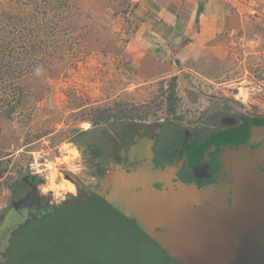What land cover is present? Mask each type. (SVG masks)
Here are the masks:
<instances>
[{"label": "rangeland", "instance_id": "obj_1", "mask_svg": "<svg viewBox=\"0 0 264 264\" xmlns=\"http://www.w3.org/2000/svg\"><path fill=\"white\" fill-rule=\"evenodd\" d=\"M80 1L82 12L74 19L75 29L64 32L57 30L55 15L64 8L54 7L57 4L53 0H0V33L11 36L9 40L0 37V56L11 50L23 53L26 46H31L33 29H38L35 42L39 39L53 56L39 74L27 80L0 77V82L21 84L25 90L24 101L13 116L0 114V260L24 217H38L39 212L56 205L68 210L80 186L101 196L110 194L119 169L129 170L117 159L119 152L112 138L120 137L128 126L160 127L169 122L191 127L202 124L212 112H223L229 119L249 116L264 121V0H220L227 18L225 29L207 47L222 45L218 51L222 55L184 65L170 54L136 61L129 53L128 44L139 23L147 15L153 17L147 9L144 14L137 12L143 8V0ZM159 1L178 15V30L191 22L192 34L200 26L196 24L199 5L210 0ZM185 36L183 44L187 39L192 41L187 38L189 33ZM161 49L162 45L156 52ZM175 76L180 78L175 113H169L170 86ZM10 87L0 85L2 104L14 98L7 91ZM118 104L123 108L138 106L141 116L148 117L94 125L96 109L112 108L116 113ZM1 108L6 111L3 105ZM177 135L170 128L164 143L170 138V144L175 143ZM162 148L163 143L156 150ZM96 155L101 156L97 160L102 167L96 165ZM31 165L39 168L38 174L32 173ZM32 175L41 184L43 209H22L15 215L18 210L12 206L13 191ZM103 204L75 206L61 220L22 228L12 264H175L134 220H125ZM10 211L18 225L4 229ZM45 229L51 232L48 249L54 245L58 248L57 254L42 260L34 255L41 246L26 242L33 236H46Z\"/></svg>", "mask_w": 264, "mask_h": 264}, {"label": "flooded vegetation", "instance_id": "obj_2", "mask_svg": "<svg viewBox=\"0 0 264 264\" xmlns=\"http://www.w3.org/2000/svg\"><path fill=\"white\" fill-rule=\"evenodd\" d=\"M181 127L169 122L160 127L155 124L128 126L120 137L112 138L119 152L117 159L125 167L135 168L150 161L155 171H162L155 176L157 189L170 190L169 184L177 188L181 184L198 187L187 202L192 210L189 207L185 210V207L178 208L176 213H167L166 224L157 227L155 234L163 235L164 240L170 223L176 221L184 236L192 231L198 238V245L208 246L203 250L206 255L200 253L199 258L185 254L186 260L193 264H264V176L250 179V171L257 164L247 160L248 156L264 151V121L249 116L229 119L223 112H212L202 124ZM170 128L178 133L176 142L170 144V138L164 143ZM148 143L153 155L147 158ZM161 143L163 148L157 151ZM133 147L140 148L132 155L134 160L130 156ZM259 168L264 174V160L259 162ZM40 186L35 175L22 180L13 191L12 206L18 210L15 215L21 214L22 209L24 212L43 209ZM240 199L241 211L237 208ZM153 202L155 205L154 199ZM162 251L173 263L186 264L184 258L175 260L167 251Z\"/></svg>", "mask_w": 264, "mask_h": 264}, {"label": "trees", "instance_id": "obj_3", "mask_svg": "<svg viewBox=\"0 0 264 264\" xmlns=\"http://www.w3.org/2000/svg\"><path fill=\"white\" fill-rule=\"evenodd\" d=\"M37 1V0H35ZM54 4H57L54 7H62L64 8L63 11L56 13V21H57V30H63L64 32L73 31L75 27L73 26L74 20L78 15H81L82 9L79 8V4H81L83 1L80 0H53ZM84 5V3H83ZM72 11H75L72 12ZM205 11V5L200 4L199 8L197 10V18H196V24H200L201 15ZM79 14H78V13ZM63 21L65 23H63ZM69 22V25L67 24ZM62 25H65V27H62ZM169 30V28H167ZM31 37H30V43L31 46H26L24 48L23 53L15 52L11 50L9 54L0 56V77L5 78L7 77L8 80L13 81L22 79H29L30 77H34L35 74H39L42 69V65H46V61L51 62V59H53V56H51L52 52H49L50 50L43 49L42 44H40L39 39L36 40L35 38L38 37V29H33L30 31ZM10 34L5 35V33H0V37H4L5 39H10ZM16 36H19L18 34ZM17 42V41H16ZM9 43V41L7 42ZM190 43V40H186L183 45H187ZM18 46V45H17ZM57 48V47H56ZM175 50L174 52H176ZM42 55L43 58H39V56ZM25 56V57H24ZM4 74V75H3ZM178 77L175 76L172 80V84L170 86L171 89V95L169 96L171 100V108L169 113H175V102H176V95H177V82ZM4 84H11V87L9 90L11 93V96L14 97L13 100L6 104H2L4 100L0 99V114L2 112H5L10 116H13L14 113L20 108V105L23 103L25 98V90L22 88L23 86L21 84H12L14 82H0V85ZM16 83V82H15ZM12 102L15 103V105H12ZM1 105L5 107L6 111L1 110ZM128 106L127 108H123L122 104H118L117 112L114 113L112 108H105V109H96V112H98L97 118L94 120L95 126H104L111 124V121L113 119L117 121H128V120H137V119H146L148 116H141V109L138 108V106L132 107ZM7 115V117H8ZM83 135H86V132H83ZM79 142V139H77ZM90 146V145H89ZM91 147V146H90ZM95 153H97L96 150H94ZM101 157L100 155L95 156L96 165H99L102 167L103 165L98 162V158ZM104 175V173H103ZM74 199L73 204L70 208L63 210L62 206H53L50 209H44L47 214H44V211L39 212L40 214H37L38 217H27L23 220L24 222L21 223L16 230H14L13 234L11 235V238L9 239L7 243V252L3 256L4 259L0 260V264H12L11 257L13 255V249H16L15 245L17 244L15 241H18L21 232L20 230L27 225H31L32 227H36L38 224L44 223V222H51V221H58L64 218L65 215H67V211L72 210L75 206L81 207L83 205H91L93 202H100L102 206H104L103 203H105L107 206L113 208L101 195L88 191L83 186H80V194L78 196H72ZM66 203V202H65ZM114 209V208H113ZM112 209V210H113ZM115 212L119 214V216L122 214L114 209ZM11 211L7 214L6 221H8V225L4 227L6 229L9 226H15L18 225L17 223H14L15 220L11 217ZM124 219L127 218L123 215ZM12 220H11V219ZM129 220V219H127ZM46 236L43 237H35L33 236L31 241H25L27 243H33L32 241H35L36 244L41 246V251L39 253H35L34 255L41 256L42 260H45L49 257H52L53 255L57 254L56 250L58 247L54 245L52 249H48V241L50 238L51 232L45 229ZM62 233V232H61ZM144 233V232H143ZM60 239L63 240L64 235L60 234ZM61 240V241H62ZM41 260V261H42Z\"/></svg>", "mask_w": 264, "mask_h": 264}, {"label": "water", "instance_id": "obj_4", "mask_svg": "<svg viewBox=\"0 0 264 264\" xmlns=\"http://www.w3.org/2000/svg\"><path fill=\"white\" fill-rule=\"evenodd\" d=\"M147 147L149 152L147 153L148 158L150 154L151 156L153 155V151L149 143ZM139 150V147H134L131 150L130 156L132 160H134L132 155H135ZM247 160H251L257 164V167L250 171V179L264 176V174H261L262 172L259 168V162L264 160L263 150L258 152L256 156H248ZM153 166V162L149 161L145 162L143 166L129 168V170L121 171L119 169V175L115 179L113 190L110 194L102 196L115 210L127 219L134 220L147 236L155 240L163 250L169 253L170 257L175 260L184 258L186 264H193V262L186 260L185 254L193 259L199 258L201 257L200 253L206 255L203 250L208 246L198 245V238L192 231L187 236H184V231L178 221L170 223L168 234L164 240L162 239L163 235H156L154 231L157 227H163V223L166 224L167 213H176L178 212V208L185 207H187L185 210L188 207L192 210V205L187 202L189 195H194L198 191V187L196 185L181 184L177 188L173 184H169L170 190H159L154 187L156 183L155 176L160 175L162 171H155ZM67 178L70 180L71 176H67ZM252 195L250 193L251 198ZM252 206L250 205V207ZM237 208L240 211L243 209L241 199L238 202ZM172 251H175V253Z\"/></svg>", "mask_w": 264, "mask_h": 264}, {"label": "crops", "instance_id": "obj_5", "mask_svg": "<svg viewBox=\"0 0 264 264\" xmlns=\"http://www.w3.org/2000/svg\"><path fill=\"white\" fill-rule=\"evenodd\" d=\"M142 3L143 8H140L137 12L144 14L146 12L145 9H147L153 17L151 18L150 15H147V19L139 23V29L137 28L136 33L128 44L129 53L136 61L159 59V55L167 56V54H170L176 56L180 63L184 65L188 62H196L198 64V62L209 61L219 56L220 52L218 53V51L223 49L222 45L220 47H207V45L225 29L224 22L227 18L220 0H210L205 4V11L201 15L200 26L192 34L190 33V31H193L192 23L190 22L182 31L178 30L181 23L178 15L169 10L166 5H162L159 0H143ZM161 24L164 25L163 31H161ZM166 26H168L169 30H167ZM188 33L189 37H187ZM184 35H187L185 37L192 40L187 45H182ZM179 44L180 46H178ZM161 45L163 49L156 52V48H160ZM175 50L177 51L174 52ZM161 51L163 52L160 53ZM220 54L222 55V53Z\"/></svg>", "mask_w": 264, "mask_h": 264}, {"label": "built area", "instance_id": "obj_6", "mask_svg": "<svg viewBox=\"0 0 264 264\" xmlns=\"http://www.w3.org/2000/svg\"><path fill=\"white\" fill-rule=\"evenodd\" d=\"M35 169H37V170H38L39 168H38V167H36V166H32V165H31V170L33 171L32 173H33V174H38V173H39V170H38V172H37V173H35Z\"/></svg>", "mask_w": 264, "mask_h": 264}, {"label": "bare ground", "instance_id": "obj_7", "mask_svg": "<svg viewBox=\"0 0 264 264\" xmlns=\"http://www.w3.org/2000/svg\"><path fill=\"white\" fill-rule=\"evenodd\" d=\"M74 163V162H73ZM68 185V184H67ZM73 187H75V186H73ZM75 189V188H74ZM71 190H73V188H71Z\"/></svg>", "mask_w": 264, "mask_h": 264}]
</instances>
